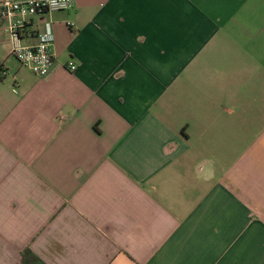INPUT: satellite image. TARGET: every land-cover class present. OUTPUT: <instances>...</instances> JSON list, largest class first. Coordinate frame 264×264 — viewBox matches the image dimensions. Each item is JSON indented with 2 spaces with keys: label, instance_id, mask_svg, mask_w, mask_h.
I'll list each match as a JSON object with an SVG mask.
<instances>
[{
  "label": "crops",
  "instance_id": "0c3cea01",
  "mask_svg": "<svg viewBox=\"0 0 264 264\" xmlns=\"http://www.w3.org/2000/svg\"><path fill=\"white\" fill-rule=\"evenodd\" d=\"M48 22L44 77L0 25V264H264V0H75L24 42Z\"/></svg>",
  "mask_w": 264,
  "mask_h": 264
},
{
  "label": "built area",
  "instance_id": "2783aa9c",
  "mask_svg": "<svg viewBox=\"0 0 264 264\" xmlns=\"http://www.w3.org/2000/svg\"><path fill=\"white\" fill-rule=\"evenodd\" d=\"M75 0H0V25H4L11 42V54L34 74L44 77L55 64V35L50 22L38 34L36 43L23 40L25 29L34 17L70 10ZM71 25V23H69ZM75 64L70 69H76ZM14 92H18L16 86Z\"/></svg>",
  "mask_w": 264,
  "mask_h": 264
},
{
  "label": "trees",
  "instance_id": "16d2710c",
  "mask_svg": "<svg viewBox=\"0 0 264 264\" xmlns=\"http://www.w3.org/2000/svg\"><path fill=\"white\" fill-rule=\"evenodd\" d=\"M23 261L25 264H43L42 261L35 254H33L30 250L24 251Z\"/></svg>",
  "mask_w": 264,
  "mask_h": 264
}]
</instances>
